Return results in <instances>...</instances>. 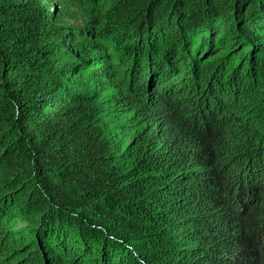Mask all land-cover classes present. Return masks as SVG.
<instances>
[{"label":"trees","instance_id":"trees-1","mask_svg":"<svg viewBox=\"0 0 264 264\" xmlns=\"http://www.w3.org/2000/svg\"><path fill=\"white\" fill-rule=\"evenodd\" d=\"M0 264H264V0H0Z\"/></svg>","mask_w":264,"mask_h":264}]
</instances>
